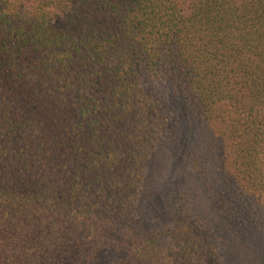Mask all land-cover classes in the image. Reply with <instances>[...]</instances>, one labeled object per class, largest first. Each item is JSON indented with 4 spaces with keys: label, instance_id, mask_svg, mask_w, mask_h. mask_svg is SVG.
Listing matches in <instances>:
<instances>
[{
    "label": "trees",
    "instance_id": "16d2710c",
    "mask_svg": "<svg viewBox=\"0 0 264 264\" xmlns=\"http://www.w3.org/2000/svg\"><path fill=\"white\" fill-rule=\"evenodd\" d=\"M255 202L264 0H0V264H264Z\"/></svg>",
    "mask_w": 264,
    "mask_h": 264
},
{
    "label": "rangeland",
    "instance_id": "374dc122",
    "mask_svg": "<svg viewBox=\"0 0 264 264\" xmlns=\"http://www.w3.org/2000/svg\"><path fill=\"white\" fill-rule=\"evenodd\" d=\"M168 142L162 143L161 147L157 148L158 152L160 154L164 153L163 151L166 152ZM154 177H151V183L154 184L153 182ZM156 189V188H155ZM159 190V189H157ZM155 200L156 201H161L163 198V194L156 192L154 194ZM254 210L256 211L257 216L259 219L264 220V211H262L261 206L259 203L255 202L253 204ZM213 220L216 223L215 227H212V229L209 230L208 237L211 240L216 253L220 260L222 261L223 264H246L242 254L239 252L237 241L233 236H229L228 232L224 230L223 226L221 225V221L219 219L216 220L215 216H213ZM258 234L261 238V240L257 241V249L259 250L261 257L263 255L264 257V222L261 225H258Z\"/></svg>",
    "mask_w": 264,
    "mask_h": 264
}]
</instances>
